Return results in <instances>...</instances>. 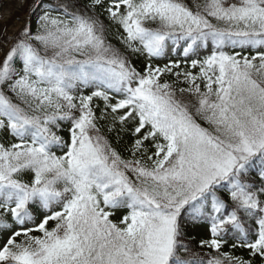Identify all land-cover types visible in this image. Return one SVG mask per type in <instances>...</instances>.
<instances>
[{"label": "snow or ice", "instance_id": "6c2138e0", "mask_svg": "<svg viewBox=\"0 0 264 264\" xmlns=\"http://www.w3.org/2000/svg\"><path fill=\"white\" fill-rule=\"evenodd\" d=\"M0 264H264V0H31Z\"/></svg>", "mask_w": 264, "mask_h": 264}, {"label": "bare ground", "instance_id": "6f19581e", "mask_svg": "<svg viewBox=\"0 0 264 264\" xmlns=\"http://www.w3.org/2000/svg\"><path fill=\"white\" fill-rule=\"evenodd\" d=\"M24 2L25 0H6L4 4L0 2V36L5 31L10 35L14 34L22 26L21 9Z\"/></svg>", "mask_w": 264, "mask_h": 264}, {"label": "rangeland", "instance_id": "374dc122", "mask_svg": "<svg viewBox=\"0 0 264 264\" xmlns=\"http://www.w3.org/2000/svg\"><path fill=\"white\" fill-rule=\"evenodd\" d=\"M0 2L4 4L6 2V0H0ZM30 4H31V0H25L24 5H23V9H22V13H21V17L23 19L26 18L28 15V9H29Z\"/></svg>", "mask_w": 264, "mask_h": 264}, {"label": "trees", "instance_id": "16d2710c", "mask_svg": "<svg viewBox=\"0 0 264 264\" xmlns=\"http://www.w3.org/2000/svg\"><path fill=\"white\" fill-rule=\"evenodd\" d=\"M189 2H191V0H189ZM115 43V41H113ZM193 234L194 235H197V238L199 237V235H202L203 234V230H196V229H193Z\"/></svg>", "mask_w": 264, "mask_h": 264}]
</instances>
